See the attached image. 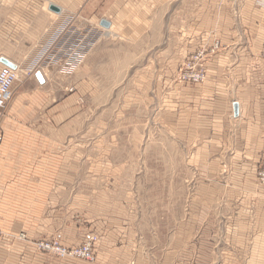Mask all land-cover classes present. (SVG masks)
Returning a JSON list of instances; mask_svg holds the SVG:
<instances>
[{
	"label": "crops",
	"instance_id": "1",
	"mask_svg": "<svg viewBox=\"0 0 264 264\" xmlns=\"http://www.w3.org/2000/svg\"><path fill=\"white\" fill-rule=\"evenodd\" d=\"M103 22L110 28H102ZM174 26L179 28L173 34ZM94 30H101L103 37L144 43L149 50L164 42L160 57L170 65V42L175 38L183 57L219 46L207 64L206 82L186 89L181 101L175 94L182 136L194 143L202 170L211 163L212 185H217L221 156L227 151L234 171L225 197L212 199V210L190 243L196 240L199 245L201 233H220L216 207L225 205L229 208L224 212L229 218L225 235L235 234L244 241L256 235L263 242L264 186L258 185L255 171L264 157V0H0V42L6 46L0 59H8L26 75L31 72L15 86L1 121L0 231L27 229L35 234L43 228L44 234H51L56 229L46 220L51 211L45 208L55 211L51 200L61 205L62 187L77 182L64 180L62 172L66 161L61 156L74 144L77 133L72 129L76 105V96L69 90L72 78H63L57 71L65 52H60V46L71 41L72 31L90 35ZM37 73L43 75V82ZM170 96L173 106L174 96ZM79 197L72 192L67 207H57L64 217L59 226L69 245L80 244L99 228L103 253L122 249L136 228L135 210L133 223L119 209H102L97 216L88 206L76 203ZM13 202L23 203L21 213H14ZM53 217L55 224V212ZM181 233L184 237L173 264H190V232ZM33 250L24 243L0 240V264H87L71 259L49 263L34 256ZM109 258L95 264H122ZM191 264L203 262L192 259Z\"/></svg>",
	"mask_w": 264,
	"mask_h": 264
},
{
	"label": "rangeland",
	"instance_id": "2",
	"mask_svg": "<svg viewBox=\"0 0 264 264\" xmlns=\"http://www.w3.org/2000/svg\"><path fill=\"white\" fill-rule=\"evenodd\" d=\"M173 28L174 34L179 27ZM100 31L94 30L90 35L72 31L71 41L60 46L61 50L72 51L74 71L71 74L61 72L66 59L61 60L57 71L63 78H72L69 90L76 96L72 129L77 133L74 144L61 156L62 161H66L62 172L64 180L73 178L77 182L73 187L68 182L62 187L61 205L51 200L55 211L45 208L51 211L46 214V220L49 218L54 225L51 229H56L51 234H44L43 228L41 233L35 234L26 232L27 229L17 233L0 231V240L29 245L34 249V256L43 257L49 263L71 259L95 264L98 259L109 256L122 264H173L184 237L181 232L188 229L190 264L192 259L203 264H264V241L258 236L244 241L245 238L235 234L225 235V223L229 220L224 213L229 211L226 205L216 207L220 215L217 218L220 233H201L199 245L196 240L190 243L212 210V199L225 197L226 184L234 171L229 165L232 156L227 151L221 156L217 185H212L211 163L202 170V164H198L200 159L193 152L194 143L182 136L180 103L175 94L180 95L181 101V93L186 89L206 82L207 64L219 46L197 49L183 57L180 47L176 49L179 43L174 35V41L170 42L173 46L170 65L160 57L164 42L149 50L144 43L103 37ZM4 52L6 46L0 42V54ZM200 53L204 56L196 60ZM34 73L32 71V75ZM193 73L205 74L204 81L184 79L186 74L192 76ZM30 74L20 71L16 85H21ZM171 94L173 106L168 102ZM167 106L172 109L167 110ZM263 169L264 157L255 171L257 183L262 186ZM72 192L81 195L76 203L88 206L97 216L102 209H119L124 212L125 220L133 223L135 210L136 228L122 249L110 250L109 255L103 253L99 248V228L88 233L80 244L69 245L59 226L64 217L59 216L57 207L66 208ZM21 205L23 203L13 202L14 213L22 212ZM92 237L95 238L93 262L72 255L73 250L91 241ZM47 244L66 249L68 255L62 257L56 251L44 250Z\"/></svg>",
	"mask_w": 264,
	"mask_h": 264
},
{
	"label": "built area",
	"instance_id": "3",
	"mask_svg": "<svg viewBox=\"0 0 264 264\" xmlns=\"http://www.w3.org/2000/svg\"><path fill=\"white\" fill-rule=\"evenodd\" d=\"M63 51L64 50H61L60 52L62 53ZM203 56L204 54L200 53V55L196 58V60H198ZM64 61L65 63L61 66L62 68L61 72L64 74H71L75 69V68L72 69V51L64 52ZM184 79L194 80L196 82H202L205 79V74L193 73L192 76L186 74ZM17 80H18V75L15 71L10 69L9 67L2 66V68L0 69V121L3 117L7 104L12 98L13 90H14L13 88L15 87ZM2 142H3V133H2V127L0 126V145ZM260 177L262 182H264V169L261 172ZM90 240L91 241L85 243V245L81 246L80 248L73 250L72 255L77 256V258L84 259L89 262H93L94 261L93 243L95 242V238L92 237L90 238ZM43 249L47 251H56L62 257L68 255V251L66 249H62V247H55L54 245L51 244L44 245Z\"/></svg>",
	"mask_w": 264,
	"mask_h": 264
},
{
	"label": "water",
	"instance_id": "4",
	"mask_svg": "<svg viewBox=\"0 0 264 264\" xmlns=\"http://www.w3.org/2000/svg\"><path fill=\"white\" fill-rule=\"evenodd\" d=\"M51 10L54 11V12H59V9H57V8H55V7H52ZM102 27H104V28H109V24L106 23V22H103V23H102ZM1 63H2L3 65H6V66H8V67L14 69V70L17 69L16 66H15V64H13L12 62H10L9 60H7V59H5V58H2V59H1ZM37 78H38V80H39L40 82H43V77H42V74H41V73H37Z\"/></svg>",
	"mask_w": 264,
	"mask_h": 264
},
{
	"label": "bare ground",
	"instance_id": "5",
	"mask_svg": "<svg viewBox=\"0 0 264 264\" xmlns=\"http://www.w3.org/2000/svg\"><path fill=\"white\" fill-rule=\"evenodd\" d=\"M54 12V11H53ZM102 25V24H101ZM109 28H110V25H109ZM108 29V28H107ZM63 32V31H62ZM61 34V33H60ZM55 42V41H54ZM59 54V53H58ZM2 59V58H1ZM1 59H0V63H1ZM8 60V59H7ZM2 64V63H1ZM14 64V63H13ZM4 66H6V65H4ZM16 66V70H14V69H12V68H10V69H12L13 71H15L16 73H17V75H18V80H19V73H20V70L18 69V66L17 65H15ZM6 67H8V66H6ZM22 75V74H21ZM36 76H37V74H36ZM42 77H43V75H42ZM44 78V77H43ZM17 80V81H18ZM17 83V82H16ZM14 89V88H13ZM2 144V143H1ZM1 234V233H0Z\"/></svg>",
	"mask_w": 264,
	"mask_h": 264
}]
</instances>
